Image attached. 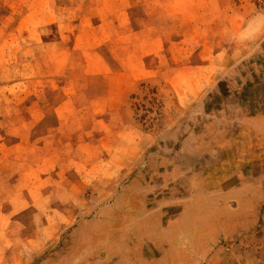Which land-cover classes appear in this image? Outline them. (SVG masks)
<instances>
[{
	"label": "rangeland",
	"instance_id": "374dc122",
	"mask_svg": "<svg viewBox=\"0 0 264 264\" xmlns=\"http://www.w3.org/2000/svg\"><path fill=\"white\" fill-rule=\"evenodd\" d=\"M0 264H264V0H0Z\"/></svg>",
	"mask_w": 264,
	"mask_h": 264
}]
</instances>
